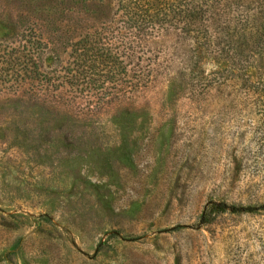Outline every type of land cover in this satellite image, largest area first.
Masks as SVG:
<instances>
[{
	"label": "rangeland",
	"instance_id": "374dc122",
	"mask_svg": "<svg viewBox=\"0 0 264 264\" xmlns=\"http://www.w3.org/2000/svg\"><path fill=\"white\" fill-rule=\"evenodd\" d=\"M237 1L264 34V0ZM113 10L114 0H0V40L33 25L52 41L47 63L65 67L78 35L114 49ZM150 47L146 84L89 119L92 79L111 66L41 109L0 81V264H264L260 95L191 90L195 56L176 31ZM217 55H205L206 72ZM263 75L264 46L249 81ZM218 202L256 210L216 212Z\"/></svg>",
	"mask_w": 264,
	"mask_h": 264
},
{
	"label": "trees",
	"instance_id": "16d2710c",
	"mask_svg": "<svg viewBox=\"0 0 264 264\" xmlns=\"http://www.w3.org/2000/svg\"><path fill=\"white\" fill-rule=\"evenodd\" d=\"M254 22L255 13L237 0H114L110 23L115 25L113 50L101 47L99 51V47L88 46L93 44L89 34L78 35L64 48L65 52L69 50L67 55L72 60L65 67L53 68L46 57L52 54V41L29 25L16 39L0 40V81L7 92L18 93L41 109L51 106L55 95L82 86L87 71L111 66L103 80L101 76L100 80L92 79L91 88L99 96L94 110L81 114L89 119L107 106L122 103L146 84L141 63L150 53L153 40L172 30L192 45L195 61L187 84L191 90L202 95H220L237 88L245 97L252 90L264 106V75L257 85L249 81L251 62L264 46V34L255 28ZM209 53H217L222 64L206 72L203 66ZM107 78L113 82L111 97L105 92ZM210 208L230 213L256 210L224 202L211 203Z\"/></svg>",
	"mask_w": 264,
	"mask_h": 264
}]
</instances>
